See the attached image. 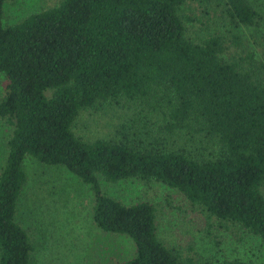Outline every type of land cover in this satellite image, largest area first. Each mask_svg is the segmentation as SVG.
Masks as SVG:
<instances>
[{"label":"trees","instance_id":"obj_1","mask_svg":"<svg viewBox=\"0 0 264 264\" xmlns=\"http://www.w3.org/2000/svg\"><path fill=\"white\" fill-rule=\"evenodd\" d=\"M16 1L0 0L7 80L0 120L10 128L0 170V264H31L32 239L16 220L26 157L88 186L94 225L134 245L116 264L215 263L165 242L155 204H125L102 192L100 178L163 185L264 249V65L251 53L227 55L220 34L188 35L185 6L215 0H58L3 26V5ZM221 1L231 23L264 22V1ZM82 112L87 121L105 117L110 138L78 137Z\"/></svg>","mask_w":264,"mask_h":264},{"label":"rangeland","instance_id":"obj_2","mask_svg":"<svg viewBox=\"0 0 264 264\" xmlns=\"http://www.w3.org/2000/svg\"><path fill=\"white\" fill-rule=\"evenodd\" d=\"M263 1L260 0V5ZM57 2L19 0L5 3L2 24L11 25ZM183 15L190 37L204 39L220 34L225 39L227 55L243 57L251 53L253 60L264 65V22L258 27L231 23L224 14L221 0L205 6L189 3ZM233 35L239 37L240 45L233 44ZM6 84V78L0 74V97L4 95ZM115 108L118 112V107ZM84 113H80L74 123L78 137L85 143L109 139L107 135L113 131L109 121L105 122V117L87 121L88 116L81 118ZM106 114L110 116V110ZM115 124L120 123L116 120ZM9 132L10 128L0 120V170L5 161V141ZM23 167L27 181L18 202L16 220L32 239L31 264H116L133 255L134 245L129 238L108 234L94 225L93 196L88 186L66 169L41 165L31 157L25 158ZM99 182L104 194L125 204L139 200L155 204L160 237L182 247L185 253L198 259H210L215 264L234 258L249 264H264V249L257 237L208 219L172 189L137 180L109 184L100 178Z\"/></svg>","mask_w":264,"mask_h":264}]
</instances>
